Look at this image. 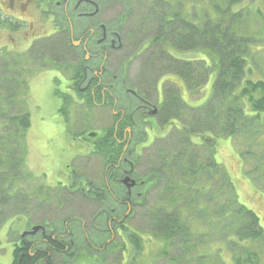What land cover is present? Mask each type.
Wrapping results in <instances>:
<instances>
[{"label": "rangeland", "instance_id": "rangeland-1", "mask_svg": "<svg viewBox=\"0 0 264 264\" xmlns=\"http://www.w3.org/2000/svg\"><path fill=\"white\" fill-rule=\"evenodd\" d=\"M157 1L158 0H156V2ZM166 1L170 5H174L172 2L175 0ZM21 2L22 1L12 4L10 0H2L1 3L0 0V5L3 6V13L6 16L9 15L8 19L10 20L8 21L10 23L20 24L19 28H16L13 25V28L11 29H20L13 34L6 26V28L0 30V57H2L0 59V94L3 98L0 99V111H3L0 118L5 120V118L14 115L16 112L19 113L20 107L22 106L31 113L32 120L31 127L27 131L26 138H24L25 147H22L25 154L22 152L20 153V151L17 152L24 156L22 165L17 162L15 158L10 160L9 165L8 159L4 158L6 164L9 165L6 174L17 177L19 179L18 183L14 178L7 176L5 179L8 184L5 189L10 188L11 185L9 183H11L12 186L11 189L2 191L1 188L4 185V176L0 175V262L2 264L13 263L15 241L17 242L19 234L24 230H28L30 224H42L45 221L55 226L57 232L60 233L62 231L59 228L61 223L65 219L74 216L85 223L86 233H89L88 236L99 245L100 242L105 241L108 235H102L99 232H95L92 227H90L91 219L102 207L108 206L112 209L116 206L114 201L110 199L108 205H101L96 201L85 200L77 193L70 194L66 189L58 191L56 195L53 194L48 196V193L56 192L60 185L64 186V183L66 184V182L68 183L67 185L75 184L74 179L76 178L73 175L67 176L63 173L69 170L67 166L70 165L68 164L77 161L74 165L79 172L82 173L86 171L83 162L81 160L78 161L81 157L73 159L75 154L81 152L83 147L82 143H80L81 141H79L77 137H74L73 132L68 129L67 124L74 129L71 117L75 110H73V105L65 104L58 94L59 91H62L61 85L57 82V79L61 78L59 73L57 70L54 71L53 69H32L34 66L49 68L55 66L53 63L45 64L41 61L42 56H45L46 54L44 51H37L35 52L36 54L32 53L33 55L28 51V43L30 41L50 35L53 29H50L49 24L46 23L51 33L48 32L49 30H47V28L43 29L44 31L46 30L45 32L38 33L39 28H42L43 25H40L41 22L39 23L35 14H31L28 11V6L26 9H22ZM206 2H209L212 10L217 12L215 8V4L217 5V3L214 0H190L188 5L187 0H184L185 8H182V3H176V9L179 11L182 8L181 15L184 18L190 20V18L193 19L197 16L195 21L200 22L204 18L202 12L204 13L205 7L208 6ZM41 4L42 9L47 10V0L42 1ZM237 4L238 2L230 3V9L236 11L235 6ZM50 6L52 12L60 13V9L52 4ZM191 6H194L196 11L190 13ZM103 7L104 11L101 18L107 19L109 22L113 21L115 18L117 19L121 13L128 14V26L138 32L137 37L139 38L145 37V34L147 33H155V27L158 21L155 23L147 20V17L150 14V11L148 10L150 8L148 0H108L103 4ZM159 8H161L160 12L163 13L162 10L168 11L169 7L166 3L160 2ZM211 8L206 11V14L211 18H214V16L211 15ZM44 10H42V12ZM10 16L26 22L20 23V21L12 19ZM33 27L37 28L35 33L34 30H32ZM28 34V43L25 45V42L23 41L27 38ZM263 43L264 42L261 41L252 42L250 50L252 46L261 45ZM35 48L36 50H40L38 47ZM260 48H262V46H260ZM260 48L256 49L254 52L256 54L250 56V65H253L255 71L260 73L262 76L261 78L264 79V49L261 51L262 49ZM172 53L183 60H209L208 53L202 49L172 51ZM46 56L49 59H53L50 61H60V63L65 65L63 59L60 60L57 53H47ZM72 58L74 57H67L66 61ZM119 60L120 58L116 59L115 57H112L111 69L113 71L117 70L120 63ZM141 62L142 61L140 60H136L133 63V72H131L129 76L131 77V83L135 85V87L144 90V85L141 83L140 77H148V75H140L138 80V70H140L142 65ZM27 71L30 72L27 73ZM65 75L67 74L65 73ZM246 75V78L260 79L252 77L253 72L250 70H247ZM216 76L217 72L215 71L211 74L209 82L200 94H195V91L193 90H191L193 92L192 95L182 92L183 100L192 107L203 106L213 95ZM23 82L26 84L27 89ZM165 86H162L163 88L165 87V92L169 91L173 93L174 90L179 91L175 86L171 85L168 87L167 84ZM148 89L149 88L147 87V90ZM162 91H164V89ZM154 93L155 90L150 95ZM152 99L155 102L157 101L156 96H153ZM1 103H5L4 107L6 108L3 107L1 109ZM168 112L173 113L172 111H167V113ZM79 114L80 113H78L77 117L78 121L82 120V115ZM64 115L65 117L68 116L67 120ZM92 119V127L95 131H100L102 128L111 124V111H97ZM11 125L13 124H10V126ZM85 125H87V123H84L83 121L81 127H84ZM3 126L4 124H0V127ZM10 128L13 129V126ZM0 131V134L6 132L4 129H0ZM164 132H167V130ZM154 134H156V129L150 132V136L144 145L152 143L151 136ZM78 138H81V140L86 139L85 136ZM195 141L202 142V138L197 136ZM243 141L247 142L246 139H242L233 143L231 137L219 138L216 145V160L224 164V166L231 172L239 197V203L245 205L248 209L255 211L259 217V222H261V225L264 228V169L258 168V166L261 165L259 162V155L264 147L255 144L249 148ZM14 142L17 143L18 140H15ZM157 146H160L161 149L168 147H172L176 150L178 149L177 146L170 145L166 141L159 142ZM2 149V146H0V152H3ZM248 149H251V152L246 153ZM9 152V158L15 155L14 152ZM237 152L241 154L246 153L244 155V163ZM171 154L172 152H170V155ZM162 161L163 160L160 161L155 156V162L146 158L135 162L136 166L134 171L138 179L155 173L158 170L156 168L163 167L166 172V174L165 172L160 173L162 180L157 185L151 186L147 190L146 195L139 197L140 200H144L142 203L145 205L134 206L132 211L129 212V218L126 220L128 227H130L133 232L141 234L144 242L143 250L135 251L133 247L134 244L127 235L125 238L122 234H119L122 239L121 245H118V243L114 245V243H112L110 248L108 247L107 249L108 252L93 251L88 254H83L77 260L74 259L77 255H74L73 258L67 260L65 264H264V234L255 242L252 239L242 240L238 238L236 233L232 230L233 225L231 222H233V220L229 221L224 219L227 221L217 224L207 215V213L204 215V212H198L199 210L193 211L189 207L192 203V199L194 198V201H196L198 196H200L202 198L199 197L196 204L200 210L204 211V200L213 206L214 212L216 213L213 214L219 217L229 210L228 208H226V210L222 208L221 202H232L236 205L234 209L237 210L238 203H236L235 196L232 195L230 191L223 190V194L226 192V195L225 197L221 196L219 200L214 198V192L217 190L218 185H220L218 176L214 175V173H209V175L217 177L214 178V182L208 183V188H210V190H207V193H204V190H202V192L193 191L190 190V186H192V180L197 181L196 177L190 175V178L187 179L188 175H171L170 173H167V167L161 163ZM102 162V158L100 159V157H96L94 165L90 170V175L81 176L92 179V181L97 183L102 182L104 172ZM1 164L2 162L0 160V165ZM19 170L21 171L18 173ZM260 170L262 176L259 179H256L259 176L258 173ZM244 171L250 173L251 176L246 175ZM254 172H256V174ZM187 173L190 174L189 171ZM194 175L200 174L197 173ZM180 177H182V179ZM207 177L208 174L200 176L196 187L204 188L206 186ZM252 177L253 180H256L251 181ZM61 178L64 180L62 179L63 182L59 185L57 182ZM178 178H180L181 181L175 183ZM144 188L145 186H142L140 190H143ZM49 190L51 192H49ZM39 191L41 193H39ZM8 195L12 196L9 197ZM46 196L49 197L48 200H44ZM158 201L168 202V212H172L171 214L175 213L176 215L178 213L181 214L187 222L191 238L186 243L187 254L181 259L171 258L168 262L167 257L173 255V253L179 256L182 253L181 250L175 248V251L172 253L167 250V245L162 238H152L148 236L149 232L155 233L159 230L154 224L157 220L156 214H159L163 218L167 214L166 211H160L157 213L153 209L155 202L157 206L161 203ZM188 202H191L189 206L187 205ZM175 203L177 205L176 210L173 208ZM167 206L161 205L158 207ZM152 209L153 212L149 213ZM123 214L126 215V212H123L122 215ZM161 219L162 218L158 221L159 224ZM79 224L81 223H77L78 226L76 229H73L76 244L72 249H75V254L80 251L85 238L83 233L79 231ZM113 240L114 242L117 240L119 241L117 233L113 236ZM179 240L180 239H177L178 242H180ZM65 245L67 244L65 243ZM179 245L180 244L178 243L177 246ZM114 246V250L118 249V251L112 250ZM122 249L124 251L121 253L120 251ZM167 253L168 255H166ZM107 254L108 257L103 259ZM63 257L64 255L60 254L53 255L54 260L52 261V264H63Z\"/></svg>", "mask_w": 264, "mask_h": 264}, {"label": "trees", "instance_id": "trees-1", "mask_svg": "<svg viewBox=\"0 0 264 264\" xmlns=\"http://www.w3.org/2000/svg\"><path fill=\"white\" fill-rule=\"evenodd\" d=\"M235 1L238 2L239 7H242L239 11H232L229 6L224 14L213 19L208 18L203 25L196 21H188L179 13L175 14L173 19L168 18V16L160 17L159 26L152 43L157 45L156 55L160 57L158 72L164 73L170 69L176 70L187 87L195 93H199L206 86L214 68L218 71L214 84V94L204 106L188 108L183 104L178 93L167 92L165 112L166 108L169 109L170 104L175 105L178 125H181L178 131L172 134L173 141L166 139L167 143L178 147L177 155L179 156L174 162L166 163L167 170L173 175V167H177L178 173L186 175L185 171H190V167L194 162L191 155L196 156L199 152L192 143V136L204 137V161H201V164L204 165V175L208 174L204 193H207V190L210 189L208 183L214 182V175H217L220 185L214 192V198L219 200L221 196L225 197L226 192L223 194V190H228L235 196L238 208L237 210L234 209L236 205L232 202H221V207L229 210L219 217L213 214L215 213L213 206L205 200L204 211L196 206L199 196L196 201L193 198L192 203L189 202V204L191 203L189 207L193 211L204 212V215L207 213L217 224L233 220L231 222L233 225L232 230L238 238L256 241L264 234L258 215L238 202L228 172L215 160L216 138L220 136L231 137L237 141L246 139L247 142H243L249 148L255 144L264 147V79L245 78L248 56H250V45L257 39L253 35L254 32L249 33V21H251V15L254 13L264 18V0H255L253 6L248 5L247 0H231V2ZM215 6L220 9L218 4H215ZM254 8L256 10L252 13ZM8 20L3 17L0 6V28L5 26L13 28V25L17 28L19 26V24L10 23ZM172 37V43L177 49H204L209 53L212 62L208 63L200 60L186 62L174 60L172 57L167 56V42ZM169 94H171L170 97ZM4 104L1 103V109L5 106ZM1 113L3 111H0V115H2ZM166 116L169 119V115L166 114ZM0 122L2 124H17L19 130L23 131L20 134L21 136H24L25 131L31 124L29 112L27 111L14 114ZM20 135L16 137L19 138ZM12 139V131L10 130L0 134V146L3 148V152H0V158H5L10 155L9 151H14L10 145ZM105 144L97 143L100 153H105L109 149L108 145ZM16 147H21L20 151L23 153L22 147L24 148V145L22 142L18 143ZM111 149L114 150L113 147ZM173 149L172 147L159 149L156 157L161 159L164 153L171 152ZM249 150L251 151V149ZM17 157L18 161H23V156L17 155ZM260 159L262 163L258 168L264 169V149L260 154ZM161 163L164 164L165 161ZM6 171V166L2 163L0 165V175H7ZM161 172H165L163 168ZM209 173H214V175H209ZM180 178L182 179V177ZM180 178L176 179L175 183L180 182ZM142 179L147 186L144 191L147 192L151 186L157 185L162 177L152 173ZM171 213L168 212L164 218L156 214L155 225L159 230L155 234H159V237L163 239L168 251L179 243L184 253L175 258L181 259L187 254L186 243L191 238V233L185 218L179 213L177 215ZM160 218L162 219L159 224ZM177 236L183 239L178 242L174 239ZM129 238L134 244V249L136 248L135 251H141V237L137 234H130ZM28 243L23 240L21 244L16 245L12 264H51L52 259L44 254L49 253L51 250L58 253L65 250L64 247H61V244L49 238L48 243L43 245L45 247L50 246V251L46 249L42 251V254L39 253L40 256L39 254L32 256ZM67 260L66 258L63 264ZM0 264L2 263L0 262Z\"/></svg>", "mask_w": 264, "mask_h": 264}, {"label": "flooded vegetation", "instance_id": "flooded-vegetation-1", "mask_svg": "<svg viewBox=\"0 0 264 264\" xmlns=\"http://www.w3.org/2000/svg\"><path fill=\"white\" fill-rule=\"evenodd\" d=\"M22 0H12V4L20 2ZM26 3L21 2L22 7H27L29 3H32L34 0H25ZM45 0H38L39 3H42ZM108 0H56L55 3L57 5L63 4V18L67 20L66 26H57L56 30L59 33L68 32V38L71 41L72 46L74 47L76 52L73 59L66 61L65 56H62L63 62L66 64V74L61 79V90L63 94L76 96L78 91L81 93L91 94V104L95 105V107L100 108H111V111L115 117L121 116L118 119L116 124V129H121L124 131L122 139L118 140V144L122 145V151L119 155V159L117 163L111 162V154L105 162L103 175H108V177L113 178L114 175L118 181L126 175H134L132 163L128 162V155L132 153L130 149V144L132 142L133 137V127H127L125 125H121L123 118L126 116V110L129 109V106L125 104H120L119 94L122 93V88H124L125 77L118 75L108 74L107 67L111 66L112 56L115 55L118 57H123L127 59L126 55L128 52V35L124 31V27L127 24V16L124 13L115 19L114 21L109 22L107 19L101 18L103 15L104 7L103 4ZM50 0H47V4ZM27 4V5H26ZM25 7V9H26ZM72 10V17L70 16L69 11ZM64 21V20H63ZM65 24V21L63 22ZM73 50V49H72ZM80 50V51H79ZM65 59V61H64ZM122 88H121V87ZM100 88L101 93V103H97V89ZM66 89V90H65ZM126 94H132L137 100L138 104L136 105V109L130 114L132 116L139 114V117H142L143 120L150 122L151 119H155L157 116L158 108L156 103L151 100L140 98L137 96V93L134 91L124 88ZM126 102H131L125 95ZM109 96L110 99L113 100V104L111 106L110 102L106 99ZM77 99V97H75ZM63 101L66 99L63 97ZM132 103V102H131ZM82 109L87 107V102L82 100L80 102ZM75 113L73 114V116ZM92 137V136H90ZM88 138V137H86ZM82 149L81 152L76 153L73 159L81 157L85 159L84 166L86 171L80 173L76 168H72L71 164L68 167V171L63 172L64 175H90V170L92 166L91 157L99 156L94 152L92 141L88 139L81 140ZM138 147V146H137ZM90 153V154H89ZM129 163V164H128ZM54 175V174H50ZM68 184V183H67ZM66 187L70 192H74L72 190L73 184H69ZM84 191V196H88L91 192L89 185L87 188H82ZM78 191V190H75ZM112 212L116 211L117 208L110 209ZM106 215L109 217V211L106 210ZM109 219V218H108ZM120 222V219L117 216H114L109 219V226L112 222ZM67 226V225H66ZM40 233H43L42 231ZM44 235V233H43ZM33 237V236H30ZM53 240L58 244H63L62 238ZM47 243L48 238L43 240ZM37 243H33L32 241L28 243V246L32 253V256L42 254L43 249L36 247ZM39 254V256H40ZM46 257L50 256V253L44 254ZM43 258V257H42Z\"/></svg>", "mask_w": 264, "mask_h": 264}, {"label": "water", "instance_id": "water-1", "mask_svg": "<svg viewBox=\"0 0 264 264\" xmlns=\"http://www.w3.org/2000/svg\"><path fill=\"white\" fill-rule=\"evenodd\" d=\"M124 181L127 183V182L130 181V178L128 177ZM134 184H135V182L134 181H131V183L128 184V187L131 188ZM40 228H41V226H35L34 229H33V231H32V234H35ZM27 233L28 232L24 233V235H26Z\"/></svg>", "mask_w": 264, "mask_h": 264}]
</instances>
